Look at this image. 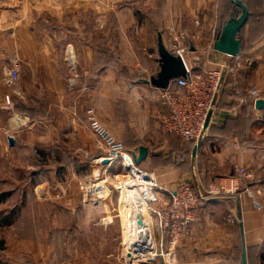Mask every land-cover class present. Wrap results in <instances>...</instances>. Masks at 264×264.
Wrapping results in <instances>:
<instances>
[{
	"label": "crops",
	"instance_id": "obj_1",
	"mask_svg": "<svg viewBox=\"0 0 264 264\" xmlns=\"http://www.w3.org/2000/svg\"><path fill=\"white\" fill-rule=\"evenodd\" d=\"M218 5V0H0V225L5 224V228L14 225L4 216L16 213V206L21 207L23 214L27 210L38 213L37 205L46 202L43 198L57 203L55 211L64 205L68 214L77 212L81 217L87 210L107 212L106 204L102 206L103 202H99V191L90 195L89 191L82 190L79 202L80 197L68 189L61 195L65 200L59 201L57 197L61 196L55 193L53 197L51 192L55 180L50 182L52 172L47 171L50 177L37 179L38 166L49 160L40 149L44 135L46 138L48 134L47 123L39 116L33 119L22 116L21 124L17 125L2 105L3 77L8 73L10 56L18 54L21 58V100L27 104L33 96L37 101L47 102L51 111H63L65 132L79 136L82 150L70 156V164L84 163L87 156L84 150L95 153L102 147L88 130L86 115L84 119L78 118L76 108L93 106L102 119L100 109L109 103L107 106L113 113L107 125L128 141L123 127L129 129L134 139L129 144L131 151L138 155L142 145L149 151L138 165L147 170L157 167L154 174L162 187L158 194L163 199L156 207H165L163 200L169 194L164 188L174 190L181 181L190 183L197 192H205L211 181L233 189L225 195L209 196L203 202L198 221L193 225L196 243L181 239L177 247H170L169 237L158 235V241L165 250H171L177 264H241L243 241L248 264L261 263L264 258V203L262 208H257L252 198L242 192V181L235 177L234 165L255 172L253 188L262 191L260 199L263 202L264 108L256 109L255 101L253 105L239 103V98L247 88L254 86L260 88L264 98V36L241 53L240 58H244L242 74L248 81H231V85L226 86H231V91L222 96L216 127L205 136L196 154L194 150L188 153V143L182 141L176 146L174 137L162 135L159 117L164 106L158 89L146 82L159 69V34L167 45L170 27L191 34L189 31L196 28V20L201 21L206 30L215 27L217 31ZM215 37L216 34L214 40ZM93 38L101 41L91 44ZM104 50L111 56L109 64H103L108 60L103 56ZM197 52L199 47L194 43L189 53ZM229 58L212 48L208 61L198 60V63L200 68L208 69ZM95 60H101L97 69L92 66ZM186 60L189 65L195 63V58L186 57ZM73 68L77 71L75 82L69 81L74 74ZM88 87L89 92L84 89ZM240 115L250 118L247 143H242L236 133H228L224 127L228 120L236 121ZM10 137L14 145L9 143ZM153 145L165 152L171 150L170 157H163H168L169 161L151 154ZM209 147L213 150H208ZM102 159L98 157L93 161L97 164ZM54 160L59 161V158ZM21 170L24 176L19 178L17 173ZM66 182L68 186L70 180ZM56 183V189L63 188L64 182ZM13 198L17 199L15 205ZM19 198L21 203H18ZM91 198L97 201L90 204ZM239 211L241 221L237 218ZM148 245L140 244L144 250L138 251L147 253Z\"/></svg>",
	"mask_w": 264,
	"mask_h": 264
},
{
	"label": "rangeland",
	"instance_id": "obj_2",
	"mask_svg": "<svg viewBox=\"0 0 264 264\" xmlns=\"http://www.w3.org/2000/svg\"><path fill=\"white\" fill-rule=\"evenodd\" d=\"M248 1L250 2L252 0ZM216 24L218 25V23ZM189 32L191 34H198L197 42L195 43L199 47V52L195 54L188 53L186 57L191 60L195 58L194 65H199L200 63L198 62L201 60L208 61V55L213 48L212 41H214L215 32H217L215 27L212 30L211 28L210 30H206L200 21L194 31ZM244 35L246 43L248 44L251 36H249L247 30ZM99 41H101L100 38H93L90 40V42H92L91 44L98 43ZM14 55H11L9 59H12ZM239 59L241 60V65L232 66L233 70L227 71L226 74H224L223 89L227 85H231L230 81H248V77L242 74V61L244 58L241 57ZM229 60L227 62L230 64L232 60L230 58ZM99 65H101V60H95L92 63V66L96 69ZM10 68L11 63L9 69ZM73 73V77L69 79V81H72V79L74 81L76 79L77 75L75 73H77V71L75 68H73ZM20 81L21 79L19 76L14 84L8 85L5 83V76L3 77L4 99L2 105L8 110L10 118L13 122H16L17 125H19L22 116L33 119L34 117L30 115L31 111L40 112L39 115L41 113L43 114L39 117L42 119L44 118L43 121L47 123L45 127L48 134L46 138L44 135V141L40 144V149L49 160L38 166L37 171H39V176H37V179L40 181L44 177H50L47 176V171L52 172L53 176L50 182L55 179L51 189L53 197L55 193L56 196H61L64 195L63 193L66 194L68 189H71L80 197L78 198L80 202L79 199H81L82 190L89 191L90 195L93 191H99L101 194L99 202H103L101 203L102 206H104V203L106 204L107 212L102 213L101 210L97 209L95 211L87 210L85 213L82 212V217L80 215L81 213L78 214L77 212L72 215L71 213L68 214L66 206L64 205L55 211V205L57 203L53 204L52 200L49 201L50 199L46 198L42 199L46 202L37 205L38 213L36 214L30 213L28 210L26 214H23V212L20 213V210H22L21 207L16 206L14 207L16 213L4 216V219L7 217L10 223H14V225H8L9 227L6 228L4 227L5 224L3 226L0 225V264H158L160 258L155 257V255L149 256L148 252L141 253L137 251L132 254L134 258L130 259L128 257V247L131 244L130 242L134 241L133 239L135 237L132 238L134 236V229L132 236L130 230L132 226L131 220H133L129 215L131 203L126 199V193L130 191L124 188L125 186H123L122 183L119 184V179L127 173L121 163L115 161L111 166H107L105 163L97 161L96 164L93 160L98 159V157L106 158V149L102 146L99 147L100 150L95 153H92L91 150H84L87 155L84 163L70 164V156L78 155L77 153H80L82 150V143L79 136L77 134H67L65 132L66 119L63 111H51L49 110L47 102L37 101L33 96L29 98V103L27 102V104H25L20 98L22 95L21 87L19 86ZM256 82L257 81H255V83ZM230 87H227V89L230 90ZM252 88L260 90L257 86L249 89ZM89 90L90 87H88V92ZM247 90L248 88L245 91ZM108 104L109 103H106V107L103 106L100 109L102 119L99 117L98 111H96L93 106L90 107L93 108L97 117L105 127L123 142L125 151L130 153L129 144L131 145L133 143V136H131L129 129L123 127L124 135H126L130 141L123 139L107 125V121L112 118L111 114L113 113V111L109 109V106H107ZM87 109V105L81 109L76 108L75 112L78 114V118L84 119V114L87 117ZM88 130L96 138L97 142V140H99L97 136L90 128ZM10 135L11 134L8 133V136ZM204 138L205 137L199 140L201 144L195 151V154L201 149ZM199 141H195L186 146L188 153H192L194 146ZM210 148L213 150L212 147H209L208 150H210ZM170 152L171 150H168V152H165L164 149L160 150V148L155 145L151 148V154H157L158 159V155H160L162 161H165L163 159H169L168 157L171 155ZM166 155L168 157L163 158L166 157ZM54 158H59V161H55ZM75 161H77V159ZM155 168L157 167H154V170H156ZM154 170L148 169L147 171L154 174ZM21 171L17 173V177L19 178L24 176V170ZM68 180H70V184L67 186L66 181ZM58 181L64 182L63 188L59 187L56 189L55 183ZM57 198H59V201L62 199L65 200V196H63V198L62 196ZM13 199V201L16 200L13 203L15 205L17 199ZM21 200L19 198L18 203H21ZM95 201L97 200L91 198L89 203L92 204L95 203ZM137 204L141 208L143 207L141 202ZM18 211L20 214H18ZM120 223H122L124 227L123 230ZM145 233L146 231L143 232V235ZM135 239L137 240L136 246H138V249L144 250V246H140V244L148 245L145 236H140Z\"/></svg>",
	"mask_w": 264,
	"mask_h": 264
},
{
	"label": "built area",
	"instance_id": "obj_3",
	"mask_svg": "<svg viewBox=\"0 0 264 264\" xmlns=\"http://www.w3.org/2000/svg\"><path fill=\"white\" fill-rule=\"evenodd\" d=\"M197 25H199L198 20L195 21V26ZM169 33L166 46L170 52L182 57L187 75L170 80L167 88H157L158 97L164 106L159 117L160 132L162 135H177L185 141H199L208 134L210 128L216 125L219 119L218 104L223 89L224 74L232 71V66L241 65L240 55L230 56L232 60L230 64L229 60V62L217 64L208 69L200 68V65H189L186 55L197 41L198 34H188L185 30H177L173 27H170ZM10 63L11 68L5 76V83L8 85L14 84L19 78L21 65L19 55H14ZM84 89L88 90V88ZM258 98H262L258 89H248L239 98V103L255 101ZM86 114L89 128L106 149L105 157L110 162L119 161L127 172L121 177H126L123 181L119 179V184L122 183L128 188L132 186L136 191L142 190L141 201L148 217L147 223L141 217L142 228L144 227L146 231L145 238L148 237L147 233L153 238L152 249L148 251V255L159 257L158 264H177L171 250H165V247L158 241L157 232L158 235L169 237L170 247H177L181 239L196 243L193 225L198 221L203 202L209 196L225 195L233 189L226 184L211 181L205 192H197L193 190L190 183L181 181L174 190L164 188V191L169 194L168 198L163 200L165 207H156V203L163 198L158 194L162 187L154 174L142 169L135 162L133 155L125 151L123 142L105 127L93 108H88ZM234 173L236 178L249 183L242 192L252 198L257 208H262L263 202L260 198L263 193L260 189L253 188L256 179L255 172L236 164ZM229 220L232 221L231 218ZM137 225H139L138 222ZM128 253L130 259L134 258L131 252ZM260 264H264V258Z\"/></svg>",
	"mask_w": 264,
	"mask_h": 264
},
{
	"label": "water",
	"instance_id": "obj_4",
	"mask_svg": "<svg viewBox=\"0 0 264 264\" xmlns=\"http://www.w3.org/2000/svg\"><path fill=\"white\" fill-rule=\"evenodd\" d=\"M234 3L239 6L242 10V13L238 16L231 17L223 26L222 31L217 39L213 41V48L219 52L227 54L229 56H238L242 51V40L239 37V31L245 26L247 19L249 17L248 8L239 0H234ZM158 63L159 69L155 75H151L146 82L151 84L156 88H167L170 80L185 77L187 75L186 65L181 56L175 55L169 51V49L164 44L162 34L158 36ZM255 108L263 109L264 108V98H258L255 100ZM14 139L9 138V143L14 145ZM201 142L199 141L194 146V153L197 148L200 146ZM148 148L146 146H141L139 148V154H134L135 162L139 164L146 159L148 155ZM103 163H109L108 158H103L101 160ZM238 220L241 221L242 217L240 211L238 212ZM138 224L143 226V220L141 216H138ZM241 264H248L247 262V253L246 246L243 241V256Z\"/></svg>",
	"mask_w": 264,
	"mask_h": 264
},
{
	"label": "trees",
	"instance_id": "obj_5",
	"mask_svg": "<svg viewBox=\"0 0 264 264\" xmlns=\"http://www.w3.org/2000/svg\"><path fill=\"white\" fill-rule=\"evenodd\" d=\"M239 1H241L249 10V17L247 19V22H246L245 26L239 31V37L242 40V51H241V53H242L244 50L252 47L253 44L255 42H257V40H259L260 38H262L264 36V10H263L264 9V0H252L250 2L248 0H239ZM218 2H219V5H218L219 22L217 25V32H216L215 39H217L219 37L224 24L231 17L238 16L242 13L241 8L234 3V0H218ZM246 30H247L249 36H251L248 44L246 43L245 35H244ZM104 51H106V52H104L103 56L105 55L106 57H108L107 50H104ZM105 63L106 64L111 63V56H109L108 60H106L103 64H105ZM230 91H231V89L228 90L226 87L223 89V91L221 92V95H220L218 107H220L222 96L225 95L226 93H229ZM226 96H229V95L227 94ZM245 104H247V105L252 104L253 105V100H249ZM219 110H220V108H219ZM39 113H37L36 111L35 112L31 111L30 115H31V117L43 115L42 113L39 115ZM249 121H250L249 116L240 115L236 121L232 122L231 120H228L224 127H226V130L228 133H232V134L236 133L237 134L236 136L240 137V140L242 143H247L249 139H247V137H246L247 136L246 131H247V128L249 125ZM215 127L216 126L213 125L209 131H211V133H212V131H214ZM166 135H167V137H171V136L174 137V139H175L174 144L176 146H179L182 143V141H184L185 143H188V144L194 143L193 141H185L181 137L174 135V134H166ZM129 152L132 155L135 154V151H131V149L129 150ZM171 159H172V157H171ZM176 159H177V157H176ZM165 161H169V159L165 160ZM246 185H249V183L246 181H242L240 189L241 190L244 189V187ZM193 190H195V189L193 188Z\"/></svg>",
	"mask_w": 264,
	"mask_h": 264
},
{
	"label": "bare ground",
	"instance_id": "obj_6",
	"mask_svg": "<svg viewBox=\"0 0 264 264\" xmlns=\"http://www.w3.org/2000/svg\"><path fill=\"white\" fill-rule=\"evenodd\" d=\"M126 177H123V178H120V180H124ZM124 188H126L128 191H130V192H128V193H126V199H128L129 200V202L131 203L130 204V211H129V215L132 217V219L133 220H131V222H132V226H131V228H130V230H131V236L133 235V229H134V236L132 237V238H138V237H140V236H145V234L143 235V232L145 231L143 228H142V226H140V225H137V216L138 215H141V217H143L144 219H145V221H146V223H147V213H146V210H145V208H144V205H142L143 207L141 208L137 203L138 202H141L142 203V198H143V193L141 192L142 190H140V191H136V190H134L133 189V187L131 186H129V188L128 187H124ZM143 204V203H142ZM132 212V213H131ZM147 235H148V237H147V241H148V243H149V245H148V248H147V250L149 251L150 249H152L151 248V241H153V238L151 237V235H149L148 233H147ZM133 239L134 241L132 242H130L131 244H130V246L128 247L129 249H128V251L127 252H137L139 249H138V246H136V242H137V240L136 239ZM132 254V253H131Z\"/></svg>",
	"mask_w": 264,
	"mask_h": 264
}]
</instances>
